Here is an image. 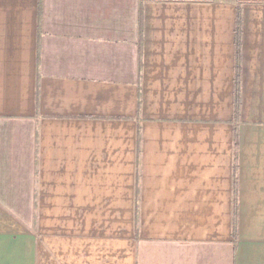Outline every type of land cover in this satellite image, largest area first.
Wrapping results in <instances>:
<instances>
[{"label": "crops", "instance_id": "obj_1", "mask_svg": "<svg viewBox=\"0 0 264 264\" xmlns=\"http://www.w3.org/2000/svg\"><path fill=\"white\" fill-rule=\"evenodd\" d=\"M0 264H264V0H0Z\"/></svg>", "mask_w": 264, "mask_h": 264}, {"label": "trees", "instance_id": "obj_2", "mask_svg": "<svg viewBox=\"0 0 264 264\" xmlns=\"http://www.w3.org/2000/svg\"><path fill=\"white\" fill-rule=\"evenodd\" d=\"M236 29H235V86H234V115L235 118L238 117L239 108H240V93H239V9L237 7L236 14Z\"/></svg>", "mask_w": 264, "mask_h": 264}, {"label": "rangeland", "instance_id": "obj_3", "mask_svg": "<svg viewBox=\"0 0 264 264\" xmlns=\"http://www.w3.org/2000/svg\"><path fill=\"white\" fill-rule=\"evenodd\" d=\"M236 2L238 3V0H236Z\"/></svg>", "mask_w": 264, "mask_h": 264}]
</instances>
